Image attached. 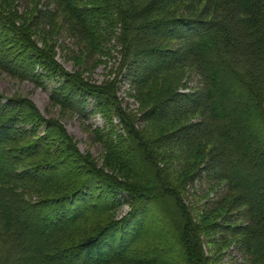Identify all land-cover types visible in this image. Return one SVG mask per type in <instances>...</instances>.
<instances>
[{
  "label": "trees",
  "instance_id": "1",
  "mask_svg": "<svg viewBox=\"0 0 264 264\" xmlns=\"http://www.w3.org/2000/svg\"><path fill=\"white\" fill-rule=\"evenodd\" d=\"M38 2L0 0V69L43 88L52 81L53 103L80 117L98 115L102 125L91 132L117 173L96 167L63 124L44 119L25 98L0 96V245L11 240L14 249L0 264H163L171 251L176 264H204L201 235L217 225L195 221L184 195L205 176L227 185V204L245 206L246 223L234 233L252 264H264V0H46L51 8L40 9ZM176 9L186 14L171 15ZM56 13L88 45L114 31L118 73L96 83L64 68L51 45L34 37ZM43 18L50 21L39 25ZM179 68H193L200 86L157 90L149 117L173 129L161 131L155 147L121 106L119 80L137 98ZM183 158L193 164L183 167ZM66 162L75 169L64 168L59 179L55 168ZM123 202L120 218L80 227ZM156 214L169 223L170 234H159L165 243L136 249Z\"/></svg>",
  "mask_w": 264,
  "mask_h": 264
},
{
  "label": "rangeland",
  "instance_id": "2",
  "mask_svg": "<svg viewBox=\"0 0 264 264\" xmlns=\"http://www.w3.org/2000/svg\"><path fill=\"white\" fill-rule=\"evenodd\" d=\"M79 3L82 6L84 0H79ZM202 5L203 2L198 6L199 10L202 8ZM51 6L52 5H46V0H39L36 5L38 9L45 7L51 8ZM18 8L20 7L18 6ZM53 10L57 12L56 8ZM177 13L186 14L182 9H176L175 13L171 15L175 16ZM208 16L209 15L206 17ZM55 18V22L45 18L41 19L39 25L48 20L52 23V26L44 28V30L41 28L36 29V35H34V37L38 40L45 39L49 45H51L55 59L58 60L64 68L70 71H81L85 76H88L92 82L96 83H101L106 79H110L113 77V74H115V71L118 73L119 70L116 69V65L114 64L115 49L112 46V44L115 43V38L112 36V32L114 31L105 29L100 33L98 36L100 38L99 44L103 40L107 41L102 46L99 44L98 46L88 45L84 40L66 30L67 24L63 21L65 19L64 15L56 13ZM201 18H204V16H201ZM171 43L176 44L175 42H170L169 44ZM13 65L17 64L14 63ZM199 78L198 73L193 68L175 69L167 74H162L157 81H155V79V82L153 81V83L149 84L144 92L139 90L142 95H137V98L134 89H132V85L121 78V80H119L120 84L117 94L121 101V106L126 109L128 108L129 111L134 113L137 117L134 127L136 126V129L143 131L150 137L156 147L160 142V132H169L173 129V126H166L167 124L162 120L156 122L149 117L150 109L148 110V108L158 96L156 94L157 90H166L167 88H175L180 92L194 90L200 86ZM46 85V88L37 86V84L33 83L31 80L12 76L10 73L0 69V96L2 100H5L6 97L25 98L33 104L44 119H55L63 124L67 131V135L71 138L72 142L75 143L79 152L89 155L96 167H103L105 172L111 174L117 173V171H112L109 167L105 166L104 156L106 151H104L103 145L96 140L94 134L91 132V129L102 125V119L98 115H91L87 118L80 117L71 111L64 110L62 107L66 106L57 102V104H55L49 100V93L54 83L49 81ZM148 92L149 94H147ZM195 115H189L190 118H188V121L192 122L194 119H197ZM53 142L47 145L51 147L55 143ZM170 151L171 150H168L167 152ZM59 156L61 157L63 155H58V157ZM184 158L181 163L183 167L193 164V160ZM49 159L60 160L55 157H50ZM67 163L68 162L65 164L60 163L61 166L55 168L59 179L63 177L64 168L67 169L72 167L75 169V165H68ZM206 171V168L205 170L201 169V174L205 175ZM82 172H84V170ZM79 176H81V178H78V180L82 182L85 173H81ZM118 177L120 180H124L121 173H118ZM213 180V178L207 176L203 177L202 181L195 179L192 184L186 186V193L184 195L185 206L188 211H190L195 221L204 224L215 223L217 225L216 228L207 229L201 235L203 240L201 250L203 251V255L207 258L204 264H252L242 247H240L239 236L234 233V228L246 223L247 215L245 214V206H232L227 204L230 201L231 195L227 194V185L222 182H213ZM212 183H215V186H213ZM50 195H52V193ZM40 198L41 197H37L36 200ZM33 199H35V197H33ZM127 209L128 205L126 202H123L121 206L116 208L115 212L109 210L106 214L93 215L83 222L80 227L85 224L81 228H90L95 225L97 228L104 218H120ZM111 211L112 213H110ZM158 212L160 214V211ZM168 227L169 223L160 215L156 214V223L153 225L148 223L145 229L149 230V233L143 237V239L145 238L144 240L142 239L135 244V248L144 250L150 245L163 246L165 242L163 241V237L159 236V234H170ZM227 227L230 228L228 229ZM13 250V243L11 240L8 241L6 245L4 243L1 244L0 263L4 257L12 255L14 253ZM171 252H168L170 254L164 258L167 260L163 264H176L177 257L175 256L174 261L171 258Z\"/></svg>",
  "mask_w": 264,
  "mask_h": 264
},
{
  "label": "bare ground",
  "instance_id": "3",
  "mask_svg": "<svg viewBox=\"0 0 264 264\" xmlns=\"http://www.w3.org/2000/svg\"><path fill=\"white\" fill-rule=\"evenodd\" d=\"M150 145V144H149ZM147 148V147H146ZM139 193V192H138ZM153 194V193H152Z\"/></svg>",
  "mask_w": 264,
  "mask_h": 264
}]
</instances>
